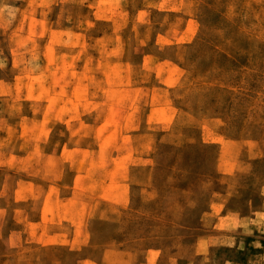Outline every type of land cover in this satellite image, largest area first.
I'll use <instances>...</instances> for the list:
<instances>
[{"label": "rangeland", "instance_id": "1", "mask_svg": "<svg viewBox=\"0 0 264 264\" xmlns=\"http://www.w3.org/2000/svg\"><path fill=\"white\" fill-rule=\"evenodd\" d=\"M264 0H0V264H264Z\"/></svg>", "mask_w": 264, "mask_h": 264}, {"label": "crops", "instance_id": "2", "mask_svg": "<svg viewBox=\"0 0 264 264\" xmlns=\"http://www.w3.org/2000/svg\"><path fill=\"white\" fill-rule=\"evenodd\" d=\"M261 197H263V198H261V201H262V202L259 204V208H258V210H256V212H255V216H254L253 220H251V221H254V219H256L257 216H260V215H258V214H261V216L264 217V191H263ZM263 226H264V223H263Z\"/></svg>", "mask_w": 264, "mask_h": 264}]
</instances>
